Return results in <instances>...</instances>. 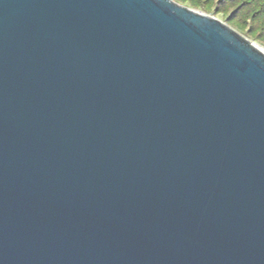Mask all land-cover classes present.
Segmentation results:
<instances>
[{"label":"water","instance_id":"1","mask_svg":"<svg viewBox=\"0 0 264 264\" xmlns=\"http://www.w3.org/2000/svg\"><path fill=\"white\" fill-rule=\"evenodd\" d=\"M0 264H264V51L172 0H0Z\"/></svg>","mask_w":264,"mask_h":264},{"label":"rangeland","instance_id":"2","mask_svg":"<svg viewBox=\"0 0 264 264\" xmlns=\"http://www.w3.org/2000/svg\"><path fill=\"white\" fill-rule=\"evenodd\" d=\"M211 16L264 49V0H172Z\"/></svg>","mask_w":264,"mask_h":264},{"label":"bare ground","instance_id":"3","mask_svg":"<svg viewBox=\"0 0 264 264\" xmlns=\"http://www.w3.org/2000/svg\"><path fill=\"white\" fill-rule=\"evenodd\" d=\"M259 49H261L262 51H264L261 47L258 46Z\"/></svg>","mask_w":264,"mask_h":264}]
</instances>
